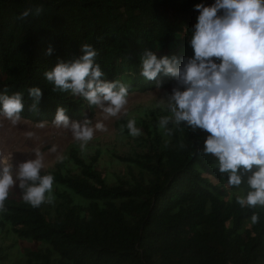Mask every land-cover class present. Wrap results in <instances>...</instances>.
Segmentation results:
<instances>
[{"label":"trees","instance_id":"obj_1","mask_svg":"<svg viewBox=\"0 0 264 264\" xmlns=\"http://www.w3.org/2000/svg\"><path fill=\"white\" fill-rule=\"evenodd\" d=\"M199 3L214 1L0 0V94L22 93L21 116L33 122H52L60 106L70 119L86 118L94 107L70 92H53L44 75L78 58L83 44L97 51L102 79L125 83L129 93L156 88L140 75L144 51L191 56L188 38ZM37 7L43 8L39 16L17 19ZM158 79L162 87L175 84ZM32 87L43 93L38 113L29 110ZM138 128L141 135L132 137L119 124L139 147L118 155L126 170L113 180L97 168V158L86 160L73 148L70 166L63 161L41 171L54 177L53 203L33 208L18 186L11 189L0 237L12 234L41 247L21 263L0 245V264H264V207L236 202L246 185L225 188L227 177L213 167L214 158L201 155L207 133L185 127L165 136L157 121L146 119Z\"/></svg>","mask_w":264,"mask_h":264},{"label":"clouds","instance_id":"obj_2","mask_svg":"<svg viewBox=\"0 0 264 264\" xmlns=\"http://www.w3.org/2000/svg\"><path fill=\"white\" fill-rule=\"evenodd\" d=\"M194 10L199 15L188 38L191 56H158L145 50L141 57L140 75L146 81H155L157 90L162 87L158 79L161 75L175 80L171 91L162 97L169 114L159 118L158 126L165 136L185 127L207 133L201 155L214 158L213 167L227 177L225 188L246 185V196L237 195L236 202L242 208L264 207V0H214L208 6L196 4ZM42 12V7L34 12L27 9L17 19L23 21ZM52 51L49 47L47 54ZM80 52L78 58L60 61L44 73L53 85L52 91L82 97L89 107L100 110L105 120L126 117L129 86L119 80L102 79L105 73L95 62L97 51L92 45H81ZM28 95L32 100L29 110L38 113L41 88H30ZM0 105V116L13 126L21 122L25 108L22 93L9 95L5 91L0 94ZM52 123L70 130L82 152L96 131H108L99 120L94 125L88 118L70 120L61 106ZM126 127L132 137L141 135L134 119H129ZM32 135L28 133L29 138ZM179 147L187 145L181 141ZM49 151L57 153V146ZM34 152L35 159L18 166H14L12 157L0 154V213L7 212L6 200L17 186L23 201L33 208L53 203L54 177L41 174L44 157L38 148ZM64 159L57 155L59 162ZM251 222H259L257 213L251 216Z\"/></svg>","mask_w":264,"mask_h":264},{"label":"rangeland","instance_id":"obj_3","mask_svg":"<svg viewBox=\"0 0 264 264\" xmlns=\"http://www.w3.org/2000/svg\"><path fill=\"white\" fill-rule=\"evenodd\" d=\"M172 87L173 85L161 87L159 90L156 87L147 91L129 93L127 116L120 119L110 117L105 120L104 114L94 108V112L86 118L91 119L93 125L98 120L102 121L108 131H96L94 138L88 143L86 150L83 152L79 143L73 139L70 130L56 128L50 121H42L44 126L41 127V122H33L22 118L18 125L13 126L10 121L0 116V154L12 157V162L18 165L20 162L35 159L34 150L38 148L44 157L45 169L42 171H46L59 162L57 155L64 156L63 161L70 166L67 162V154L74 148L86 160L92 161L93 158H97V168L104 172L110 180H113L117 174H123L126 170V164L117 158L118 155H127L132 148L139 147L135 138L128 137L121 132L119 124L124 123V125H127L129 119H134L138 128L142 119H146L149 123L158 122L161 116L169 114L164 109L162 97L166 91H171ZM84 119L70 120L83 121ZM28 133L33 134L31 138H29ZM53 145L57 146V153L49 151ZM0 245L7 247L9 257L21 263L26 261L28 251L41 247L32 239L16 238L12 234H5V236L0 237ZM10 245H12L11 248L8 247Z\"/></svg>","mask_w":264,"mask_h":264},{"label":"built area","instance_id":"obj_4","mask_svg":"<svg viewBox=\"0 0 264 264\" xmlns=\"http://www.w3.org/2000/svg\"><path fill=\"white\" fill-rule=\"evenodd\" d=\"M13 164H14V163H13ZM14 166H18V165L14 164Z\"/></svg>","mask_w":264,"mask_h":264}]
</instances>
